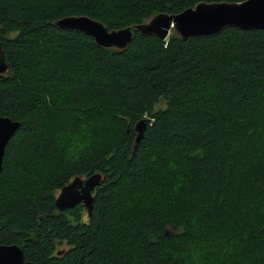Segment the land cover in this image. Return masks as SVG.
Wrapping results in <instances>:
<instances>
[{"label": "trees", "instance_id": "obj_1", "mask_svg": "<svg viewBox=\"0 0 264 264\" xmlns=\"http://www.w3.org/2000/svg\"><path fill=\"white\" fill-rule=\"evenodd\" d=\"M243 1L0 0V117L20 123L0 245L37 264H264V30L136 32L108 50L54 26L86 16L118 30ZM93 174L91 215L60 212L61 189Z\"/></svg>", "mask_w": 264, "mask_h": 264}, {"label": "water", "instance_id": "obj_2", "mask_svg": "<svg viewBox=\"0 0 264 264\" xmlns=\"http://www.w3.org/2000/svg\"><path fill=\"white\" fill-rule=\"evenodd\" d=\"M56 28L77 30L94 38L104 49L125 50L133 41L136 32L141 36H155L165 39L170 32L183 41L190 37L212 35L228 28L244 31L264 30V0H246L240 3L201 2L180 14L158 13L145 23L124 29L109 30L102 22L86 16H69L54 22ZM4 55L0 50V72L8 70ZM20 123L8 117H0V173L6 148L14 137ZM146 120L138 122L136 144L145 137ZM101 174H93L85 179L76 177L63 187L56 198L60 212L83 204L91 215L94 208V192L102 182ZM0 264H37L26 261L23 250L17 245H0Z\"/></svg>", "mask_w": 264, "mask_h": 264}, {"label": "rangeland", "instance_id": "obj_3", "mask_svg": "<svg viewBox=\"0 0 264 264\" xmlns=\"http://www.w3.org/2000/svg\"><path fill=\"white\" fill-rule=\"evenodd\" d=\"M171 34H173V33L170 32V35H171ZM146 119H149V117H147V116L145 115L141 120H146ZM141 120H140V121H141ZM73 180H74V179H73ZM71 182H72V181H71ZM71 182H70V183H71ZM58 195H59V194H58ZM57 197H58V196H57Z\"/></svg>", "mask_w": 264, "mask_h": 264}]
</instances>
